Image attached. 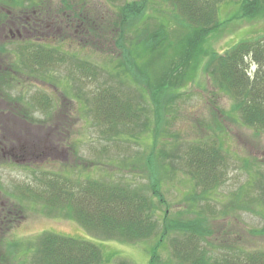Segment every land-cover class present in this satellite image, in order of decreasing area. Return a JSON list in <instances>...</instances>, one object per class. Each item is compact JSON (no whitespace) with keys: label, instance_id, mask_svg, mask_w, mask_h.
Returning <instances> with one entry per match:
<instances>
[{"label":"rangeland","instance_id":"obj_1","mask_svg":"<svg viewBox=\"0 0 264 264\" xmlns=\"http://www.w3.org/2000/svg\"><path fill=\"white\" fill-rule=\"evenodd\" d=\"M37 1L39 0H29ZM43 1H49L51 6L60 5V0ZM73 1L84 5L89 11L88 17L91 16L99 23L93 24L91 19L88 25L95 26L97 35L88 33L82 24L70 25L67 19L56 16L54 11L57 9L52 10L47 26L43 24V27H37V32H24L22 26H26L24 23L32 15L31 8L27 7L24 13L19 12L21 9L3 10L10 18L0 23V47L7 49L0 52V63H3L0 74L2 71H11L13 76L16 75L14 68L5 62L9 61L6 57H10L13 51L15 52L12 56L16 59L18 48L24 43L21 41L39 38H43V41L48 36L64 40L63 43L58 40L52 45H59L63 52L74 56L76 60L92 64L100 75L96 83L91 82L92 80L80 81L76 75L74 77L69 74L67 66H63L53 73V82L51 77L42 72L38 78L35 75L31 78L16 75L25 84L18 83L15 88L12 85L13 88L5 89V83L0 82V206L12 210V216L18 221L17 225L9 224V221L0 222V238L3 236L9 244L24 245L19 252L17 264H37L35 251L40 237L47 232L95 243L106 253H116L119 258L122 257L132 264H149L150 245H124L104 241L102 235L88 234L81 225L63 216L59 208L51 210L39 200L21 198L28 196L23 194V187L27 186L31 193L39 190L44 176L51 175L50 173H63L79 182L89 179L116 180L136 188L149 183L150 171L147 164L150 155L148 149L152 145L151 137V141H140L139 146L116 135L113 131L118 128L110 125L103 129L110 131L103 133L101 127L95 124L92 109L88 111L86 106H89L87 102L91 93L100 86L121 87L118 80L114 79L120 78L121 73L124 74L127 57L142 54L140 48L133 53L129 50L133 46H140L138 42L145 44L149 36L157 35L160 24L168 32H175L173 40L178 39L180 42L181 34L177 32L180 28L175 27L176 12L162 0H153L140 18L129 20L123 25L122 17H118L119 9L126 2L134 0H119L115 4H109L107 0ZM239 3V0H235L219 7V19L226 25L222 33L206 42L207 53L222 55L233 46L253 38L252 36L259 37L264 34L263 17L253 22L233 19L238 14ZM1 9L4 8L0 7V14ZM115 21L121 25L120 41L117 44L110 35L111 23ZM13 27L21 30L23 36L20 42L17 41L19 37L11 35L10 28ZM32 28L36 27L33 25ZM49 29L52 31L48 32ZM13 32L16 33L17 30L14 29ZM142 55L145 57L149 54ZM207 64L209 67L206 66L204 71L202 66L195 76L193 69H190L193 79L181 91L179 99L174 101L176 103L172 110L168 109V122L163 128V139H160L157 149L160 159L156 161L159 171H164V164L169 173L161 177L162 191L170 204V216L173 219L192 220L205 208V215L215 217L209 219L208 223L213 234L210 240L214 244L208 243L207 247L238 245L246 250H264V235L255 234L264 229V134L246 128L238 116L230 113L231 100L215 89L217 84L212 74L214 63L209 61ZM23 69L26 73L30 72L25 66ZM255 69L253 67L252 70ZM130 87L132 93L138 97L140 87ZM38 94L43 96L42 102L46 99L45 96H50L52 108H45L39 102H34L33 98ZM137 101L141 112L154 119L155 109L152 103L140 98ZM217 131L221 134V143L215 137ZM211 140L219 143L228 154L227 180L222 188L208 192L209 200H198L195 203L191 196L194 192L200 193L202 189L184 175L180 159L191 143ZM147 193L150 195L151 191ZM237 197L243 208L241 210L235 209ZM10 217L11 215L9 219ZM7 225L15 228L5 234ZM27 245L33 248L32 252L28 251ZM168 258L169 254L163 252L162 259L166 261ZM0 259L3 264H14L10 258Z\"/></svg>","mask_w":264,"mask_h":264},{"label":"trees","instance_id":"obj_2","mask_svg":"<svg viewBox=\"0 0 264 264\" xmlns=\"http://www.w3.org/2000/svg\"><path fill=\"white\" fill-rule=\"evenodd\" d=\"M118 1L107 0L109 4ZM151 1L153 0L126 2L118 13V17H122L123 25L129 20L140 18ZM162 1L169 4L176 12L175 27L180 28L177 31L181 34L180 42L178 39L173 40L175 32H168L159 23L161 28H159L160 32L157 31V35L149 36L150 38L144 36L147 38L145 44L141 45L138 42L140 46H133V49L129 50L133 53L140 48L142 54L149 55L144 57L142 54H136L135 57H127L124 74L121 73L120 78L114 79L118 80L117 83L121 87L100 86L91 93L87 102L89 106H86L88 111L92 109L95 124L101 127L103 133L110 131V129L103 130L110 125L118 128L113 131L116 135H120L119 137L128 143H136L139 146H141L140 141H151L149 138L151 137L152 145L148 149L150 155L147 164L150 171L148 185L136 188L116 180L89 179L79 182L63 173H50L52 176L45 175L42 185L38 187L39 190H33V194L27 186L23 187V194L28 196L21 198L39 200L51 210L59 208L63 216L81 225L87 233L102 235L104 241L124 245L138 243L150 245L149 264H264L262 249L246 250L238 245L207 247L208 243L214 244L210 240L213 234L208 223L209 219L215 217L205 215L206 208L192 220L171 218V207L162 191L161 180L162 175L169 173L164 164L163 172L159 171V164H156L157 159L158 161L160 159L157 156V149L160 139H163V128L168 122L166 119L167 113H170L168 109L172 110L176 103L174 101L179 99L181 91L193 79L190 69H193L195 76L202 66L204 71L206 66L209 67L207 64L209 61L214 63L212 74L217 84V87L214 86L216 91L227 96L232 102L230 113L238 116L246 128L264 134V34L259 37L252 36L253 38L233 46L222 55L207 53L206 42L222 33L226 25L219 19V7L223 3L235 0ZM239 2L238 14L233 18L234 20L253 22L261 17L264 18V0H239ZM0 7L9 11L21 9L20 13L30 7L33 11L29 17L33 22L30 23L32 33L37 32V27L43 24L47 26L52 10L57 9L54 14L67 19L70 25L79 23L87 28L88 33L94 36L98 34L95 26L88 27L89 20L92 19L91 16L88 17L89 11L84 5H79L73 0H60V5L57 6H51L49 1L43 0L37 2L0 0ZM4 9H1L0 23H4L9 17L4 14ZM92 20L93 24H99L96 19ZM116 21L111 23L110 35L117 44L120 41L121 25ZM33 24L38 26L32 28ZM52 29L47 31L50 32ZM45 37L47 38L43 41V38H39L40 42L37 41L38 39L24 41L18 48L16 59L12 56L15 51L10 53V57H6L9 61L12 60L10 63L9 61L5 63L8 62L9 66L14 68L16 75L29 78L35 75L38 78L37 76L42 72L47 77H51L53 82L55 80L53 73L58 68L67 66L69 74H73L74 77L76 75L80 81L98 82L100 74L95 66L74 59V56L63 52L59 45H52L53 42L61 40L60 38ZM61 42L63 43L64 40ZM6 50L4 46L0 47V52ZM2 64L0 63V70ZM24 66L30 72L26 73ZM253 67L256 68L255 71L252 70ZM10 79L12 83L8 81ZM0 82L5 83L3 88L10 89L13 88L12 85L15 88L16 84L21 85L24 81L18 80L11 71H2ZM130 85L140 87L138 97L132 93ZM45 97L42 102L43 96L38 94L33 101L39 102L42 107L52 108L51 97ZM138 98L152 103L155 109L154 119H151L147 113L144 115L141 112ZM219 130H222V127H219ZM219 133L217 131L215 137L221 143ZM219 143L214 140L191 143L180 159L184 175L202 189L200 193L194 192L191 196L195 203L198 200H209L208 196L212 191L225 185L228 175V160H226L228 154ZM170 166L173 169V166ZM147 191H151V194L149 195ZM235 201V209H243L239 198ZM21 210L19 207L20 212ZM11 211L0 206V222L9 221V224L17 225L18 221L12 216ZM10 215L11 219H9ZM13 228L15 226L7 225L5 234L11 232ZM255 234L264 235V229ZM5 241L2 236L0 253L3 251L5 255L0 254V258H10L14 264H17L19 252L24 245L9 244ZM27 248L29 252L33 251L28 245ZM163 252L169 254L166 261L162 259ZM35 256L37 264H132L122 257L119 258L116 253H106L95 243L50 232L40 237ZM0 262L2 263V259Z\"/></svg>","mask_w":264,"mask_h":264},{"label":"flooded vegetation","instance_id":"obj_3","mask_svg":"<svg viewBox=\"0 0 264 264\" xmlns=\"http://www.w3.org/2000/svg\"><path fill=\"white\" fill-rule=\"evenodd\" d=\"M30 23H33L29 18H28V21H26L24 24L26 25V26H22L23 28H22V30L24 31V32H30V29H31V26H30ZM34 25V24H33ZM35 26H38V25H34V27ZM14 29H16L17 30V33L19 34V35H21V30L18 28V27H13V28H11L10 30H11V34H13V30ZM25 29V30H24ZM18 30H20V31H18Z\"/></svg>","mask_w":264,"mask_h":264}]
</instances>
